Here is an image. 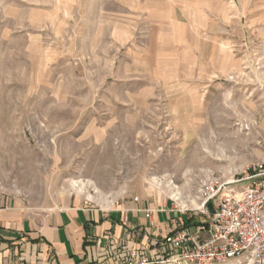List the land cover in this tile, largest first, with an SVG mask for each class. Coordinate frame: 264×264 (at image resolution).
I'll return each instance as SVG.
<instances>
[{
	"label": "rangeland",
	"instance_id": "374dc122",
	"mask_svg": "<svg viewBox=\"0 0 264 264\" xmlns=\"http://www.w3.org/2000/svg\"><path fill=\"white\" fill-rule=\"evenodd\" d=\"M255 168L264 0H0V189L28 208L191 216Z\"/></svg>",
	"mask_w": 264,
	"mask_h": 264
},
{
	"label": "crops",
	"instance_id": "0c3cea01",
	"mask_svg": "<svg viewBox=\"0 0 264 264\" xmlns=\"http://www.w3.org/2000/svg\"><path fill=\"white\" fill-rule=\"evenodd\" d=\"M144 207L156 209L132 197L112 209L69 198L36 210L0 189V264H114L113 255L105 253L113 244L147 248L170 228L173 207L156 209L153 226Z\"/></svg>",
	"mask_w": 264,
	"mask_h": 264
},
{
	"label": "built area",
	"instance_id": "2783aa9c",
	"mask_svg": "<svg viewBox=\"0 0 264 264\" xmlns=\"http://www.w3.org/2000/svg\"><path fill=\"white\" fill-rule=\"evenodd\" d=\"M202 198L191 216L189 208L169 210L174 211L170 228L147 248L113 244L105 253L113 255L114 264H264V169L226 181L207 180ZM133 200L140 201L138 196ZM141 210L153 226L156 209Z\"/></svg>",
	"mask_w": 264,
	"mask_h": 264
},
{
	"label": "water",
	"instance_id": "95a60500",
	"mask_svg": "<svg viewBox=\"0 0 264 264\" xmlns=\"http://www.w3.org/2000/svg\"><path fill=\"white\" fill-rule=\"evenodd\" d=\"M208 207H209V208H211V207H212V204H211V203H209V204H208Z\"/></svg>",
	"mask_w": 264,
	"mask_h": 264
},
{
	"label": "bare ground",
	"instance_id": "6f19581e",
	"mask_svg": "<svg viewBox=\"0 0 264 264\" xmlns=\"http://www.w3.org/2000/svg\"><path fill=\"white\" fill-rule=\"evenodd\" d=\"M81 183H82L81 185H85V183L83 181Z\"/></svg>",
	"mask_w": 264,
	"mask_h": 264
},
{
	"label": "trees",
	"instance_id": "16d2710c",
	"mask_svg": "<svg viewBox=\"0 0 264 264\" xmlns=\"http://www.w3.org/2000/svg\"><path fill=\"white\" fill-rule=\"evenodd\" d=\"M190 220H188V222H189Z\"/></svg>",
	"mask_w": 264,
	"mask_h": 264
}]
</instances>
